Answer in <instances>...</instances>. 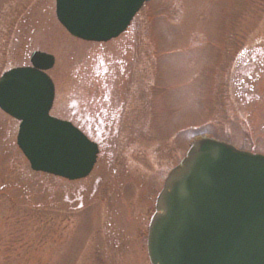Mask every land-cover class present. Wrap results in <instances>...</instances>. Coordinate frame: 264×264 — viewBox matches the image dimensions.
Listing matches in <instances>:
<instances>
[{
    "label": "rangeland",
    "instance_id": "1",
    "mask_svg": "<svg viewBox=\"0 0 264 264\" xmlns=\"http://www.w3.org/2000/svg\"><path fill=\"white\" fill-rule=\"evenodd\" d=\"M55 57L51 115L99 144L91 175L31 170L0 110V264H150L168 174L201 139L264 156V0H151L105 44L72 37L56 0H0V77Z\"/></svg>",
    "mask_w": 264,
    "mask_h": 264
},
{
    "label": "water",
    "instance_id": "2",
    "mask_svg": "<svg viewBox=\"0 0 264 264\" xmlns=\"http://www.w3.org/2000/svg\"><path fill=\"white\" fill-rule=\"evenodd\" d=\"M150 0H56L60 24L75 38L109 42ZM0 78V109L19 122L17 145L31 170L68 181L87 178L98 146L50 115L55 58ZM151 264H264V156L202 139L167 177L148 235Z\"/></svg>",
    "mask_w": 264,
    "mask_h": 264
},
{
    "label": "flooded vegetation",
    "instance_id": "3",
    "mask_svg": "<svg viewBox=\"0 0 264 264\" xmlns=\"http://www.w3.org/2000/svg\"><path fill=\"white\" fill-rule=\"evenodd\" d=\"M75 127H77L78 129H80L86 136H88L89 138H90V136L85 132V130H83L82 128H80V127H78V126H76L74 123H72ZM91 139V138H90ZM98 144V143H97ZM98 146H99V144H98ZM99 149H100V147H99ZM99 156H100V154H99ZM98 159H99V157H98Z\"/></svg>",
    "mask_w": 264,
    "mask_h": 264
}]
</instances>
